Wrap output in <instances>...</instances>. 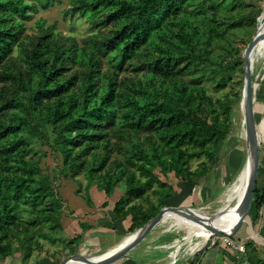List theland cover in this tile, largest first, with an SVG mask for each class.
<instances>
[{
	"label": "trees",
	"instance_id": "16d2710c",
	"mask_svg": "<svg viewBox=\"0 0 264 264\" xmlns=\"http://www.w3.org/2000/svg\"><path fill=\"white\" fill-rule=\"evenodd\" d=\"M51 1L0 0V59L9 45L19 42L23 20L31 16L36 3ZM207 2L73 0L72 15L78 12L97 27L110 23L111 28L91 34L83 46L74 39L60 41L53 26L36 36L24 57L31 88L9 97L0 92L4 106H22L13 123L0 124V257L10 256L15 243L28 256L41 249V239L57 240L52 231L61 229L64 201L40 169L41 148L27 134L6 137L21 130V123L47 116L67 149L71 175L84 167L82 155L110 139V131L122 135L147 131L149 146L132 144L125 158L145 180L140 182L130 170L124 192L113 204L117 217L130 215L128 230L143 225L164 206L163 200L162 205L149 202L146 208L130 203L133 195L142 196L146 186L158 181L153 168L173 171L188 185L208 171L206 161L215 162L216 147L231 130L232 104L227 95L214 97V102L206 85L221 90L232 81L235 69L242 71L233 42L238 32L250 26L249 41L258 22L253 9H237L230 0H210V6ZM143 50L145 57L135 60ZM115 55L116 66L102 70L103 56L113 59ZM126 61L142 70V77L119 79L118 70ZM73 65L80 72L64 76ZM0 77L12 78L8 70L1 71ZM105 153L108 157L110 152ZM194 157L203 158L201 167H190ZM84 169L98 188L112 191L117 176L100 174L91 166ZM90 183L82 194L89 203ZM263 201L264 189L255 187L248 212L255 209L252 217ZM80 225L83 231L87 227ZM81 235L67 241L72 243ZM248 261L264 264V258L250 253Z\"/></svg>",
	"mask_w": 264,
	"mask_h": 264
},
{
	"label": "rangeland",
	"instance_id": "374dc122",
	"mask_svg": "<svg viewBox=\"0 0 264 264\" xmlns=\"http://www.w3.org/2000/svg\"><path fill=\"white\" fill-rule=\"evenodd\" d=\"M229 3L237 9H253V16L258 23L264 16V0H230ZM36 4L35 9L31 11V16L23 20L24 25L19 42L9 45V50L0 59V72L8 70L12 76L9 79H2L0 77V92L5 97L25 94L31 88L29 86L30 77L27 75L24 57L31 48L36 36L41 34L43 28L53 26V32L58 36L60 41L65 42L68 39H74L80 46L86 45L87 39L91 34L96 33L98 30L106 32L111 28L110 23L97 27L95 22L87 15H80L78 12L72 15L70 10L73 6V0H53L47 3L38 2ZM207 4L210 6V0ZM96 22H98V19ZM249 27L244 31L238 32L233 42L240 54L242 71L235 69L233 71L232 81L228 82L221 90L215 91L210 84L206 85L207 92L213 96V101L216 96L221 97L227 95L232 104L231 130L216 147L215 162L210 164L209 161H206L205 164L209 167L208 171L199 176L195 184H187L191 190L186 192V199L179 204H174L173 198L177 197L174 193L180 188L178 182L183 180L182 177L176 175L173 171L163 173L159 167H155L152 170L157 176L158 181L152 182L150 186H146L142 196L133 195L130 203H136L142 208H146L149 202L162 205V201L160 202V200H163L164 205L190 206L210 215H218L224 212L219 210L221 204L219 200L225 190L237 180V176L243 168L248 154V141L244 130V100L241 103V93L244 77V58L242 53L246 44L249 42L248 33L252 30ZM256 27L254 28L256 29ZM144 57L145 52L143 50L134 59L139 61ZM117 59V55L113 59H106L103 56L102 70L110 66H116ZM263 62V57L252 55V80L256 83L253 91V107L255 111H258L260 116H264V76H260L263 72ZM75 70L79 73L80 67L73 65V67L64 71V76H69ZM142 72V70L134 69L126 61L118 70V76L119 79L122 77L136 79L137 77H142ZM21 107V105L18 107L4 106L0 101V124L7 125L11 122L13 123L17 117L16 112ZM207 115L209 116L210 114L207 113ZM33 122L21 123V130L17 133L8 134L6 137L13 138L16 134L20 133L33 137L36 146L41 148L43 152L41 153L39 162L40 169L51 180L53 189L60 195L59 199L65 201L63 205L64 213H69L65 205L69 203V198L65 197V194L69 192V188L71 187L76 186L77 192L79 191L78 193L82 195L87 190L88 183L92 182L89 185L88 192L96 188L107 197L108 201L112 199L111 202L114 203L124 192V181L130 170L135 171V177L140 182L145 180V177L135 170L134 165L126 162L125 158L129 156L128 149L132 144H140L143 147L149 146L150 141L146 137L147 131H129V133H124V135L118 134L116 131H110V139L104 143L101 142L89 153L82 155V158H84V167L75 175H71L68 171V164L65 161L67 149L61 144L60 139L55 136L52 125L47 120V116L43 115L42 119H34ZM104 145L106 147H103ZM258 149L260 169L264 156V136L259 135ZM107 150L110 152L108 157L105 156ZM201 160H203L202 157L191 158L190 167L192 169L201 167ZM101 163L103 165H100ZM87 166L99 170L98 172L100 174L108 172L112 176H117L111 192H105L90 180L91 178L84 169ZM255 187L257 186L255 185ZM170 192L172 193L170 194ZM166 195L169 196L166 198ZM108 201L105 204H108ZM251 210V213H247L241 218L238 227L237 225L232 226L231 224L223 228L224 232L222 230H211L208 237H204L201 233H194L191 230L190 223L187 224L185 221L177 222L175 216L166 217L144 239L135 245L132 250L165 249L169 251L167 264L170 262L173 264L178 257L185 256L189 252H197L204 246L211 245V242L214 240V245L222 246L224 251L232 252L239 264H248V253L252 256L264 258V201L254 217L252 215L255 213V209L253 208ZM38 228L40 229L41 227ZM137 229L138 227L127 230L123 233L120 240L116 242L117 244H112L110 247L102 242L99 243L97 239H92V241L85 240L77 246L80 242L79 240L72 243L65 241L67 239L65 234H63V238L57 237L59 230L55 229L52 231V235L56 236L58 238L57 240L52 242L41 239V249L32 250L28 256H25V252L20 250L15 243L13 253L7 257H0V264H36L37 259L39 260L41 257H43L42 264H56L62 257L75 252L87 255L111 250L123 242L126 235L133 234ZM68 230L69 227H67V232ZM254 231L255 234L253 235ZM225 237L232 240L235 246L226 245L224 241ZM163 239L166 241H163ZM196 244L201 246L198 249L192 250ZM239 244L243 245V249L236 247ZM130 252L128 251L111 264H116ZM173 253L176 255L171 256Z\"/></svg>",
	"mask_w": 264,
	"mask_h": 264
},
{
	"label": "crops",
	"instance_id": "0c3cea01",
	"mask_svg": "<svg viewBox=\"0 0 264 264\" xmlns=\"http://www.w3.org/2000/svg\"><path fill=\"white\" fill-rule=\"evenodd\" d=\"M254 55L264 58V38L259 41L253 53ZM260 76H264V62L263 72ZM255 87L256 83L254 82ZM255 120L259 135L264 136V116H260L258 111H255ZM178 183L180 188L174 193L177 196L173 198L174 204L184 201L186 199V192L191 190L186 181L180 180ZM256 186L259 189H264V156L257 173ZM88 193L91 198L90 203L84 199L83 195L77 192L76 186L69 188V192L65 194V197L69 198V203L65 204L69 213L63 212L61 214V229L57 237L63 238V234H65L67 237L65 241H67L81 233L80 242L77 246L85 240L92 241V239H97L99 243L102 242L110 247L112 244L118 242L123 233L128 230L131 223L130 215L117 217L113 211L114 203L111 202L112 199L108 201L107 197L96 188L91 191L89 190ZM106 201L109 203L105 204ZM81 223L87 226L84 231L80 225ZM67 227H69L68 232ZM163 241L166 240L163 239ZM200 246L196 244L192 250L198 249ZM132 249L129 250L131 252L127 256L123 257L116 264H167L168 262L169 251L165 249H140L134 251ZM75 250L77 249L75 248ZM175 255V253L171 254V256ZM42 259L43 257L39 258V264L43 263ZM169 264H172V262ZM173 264H239V262L234 258L232 252L224 251L222 246L208 244L197 252H189L185 256L178 257Z\"/></svg>",
	"mask_w": 264,
	"mask_h": 264
},
{
	"label": "bare ground",
	"instance_id": "6f19581e",
	"mask_svg": "<svg viewBox=\"0 0 264 264\" xmlns=\"http://www.w3.org/2000/svg\"><path fill=\"white\" fill-rule=\"evenodd\" d=\"M258 27H259L258 31L264 30V17L261 20ZM262 38L264 37L263 36L260 37V39H258L257 43L253 47L250 54L251 58L259 41ZM254 116H255V111H254ZM244 126H245V103H244ZM256 130H257V125H256ZM257 138L259 141L258 130H257ZM252 166H253V158L249 151V145H248V154L245 160V164L241 169L240 173L238 174L237 180L234 182L232 186L228 187L225 190L224 194L221 196L219 200L221 202L219 210L224 211L223 213L218 215L216 214L210 215L200 209L190 206H183L188 208L176 209V210L169 209L165 212L164 218L169 216H175L177 222L185 221L187 224L190 223L191 230L194 233H201V235H203L204 237H208L211 230H222L224 232L223 229L224 227H227L231 224L232 226L233 225L236 226L238 221L241 220V218L248 213L244 211L243 199L245 196V191L247 189V186L250 182ZM137 231L138 229L133 234L126 235L123 242H121L118 246H116L111 250H107L99 253L87 254L86 256L90 260L89 262L82 260L80 259V257L74 255L66 262V264H97L98 261L104 259L112 252H114L116 249L120 248L125 243H127L137 233ZM254 234L255 231L253 232V235Z\"/></svg>",
	"mask_w": 264,
	"mask_h": 264
},
{
	"label": "water",
	"instance_id": "95a60500",
	"mask_svg": "<svg viewBox=\"0 0 264 264\" xmlns=\"http://www.w3.org/2000/svg\"><path fill=\"white\" fill-rule=\"evenodd\" d=\"M258 26L256 27L254 33L251 36V39L246 44L244 50H243V58H244V64H243V71H244V77H243V86H242V93H241V103L244 100L245 103V134L246 139L248 141L249 145V151L253 158V166H252V172L250 177V182L247 186V189L245 191L244 201H243V208L245 212H249L250 205L254 199V188L256 185V178L257 173L259 171V141L257 138V130H256V121L254 116V107H253V91H254V82L252 80V71H251V63L252 58L250 56L251 51L255 44L257 43L258 39L260 37H264V30L258 31ZM188 207H182V206H171V205H164L159 209V211L150 217L143 225L138 227L137 233L123 246L116 249L114 252H112L110 255L105 257L104 259L98 261L97 264H111L123 255H125L129 250H131L135 245H137L142 239L146 237V235L159 223L164 219L165 212L169 209L176 210V209H186ZM240 224V220L237 223V227ZM78 256L80 259L85 260L89 262V258L85 254H81L78 252H75L73 254L66 255L62 257L58 263L56 264H66V262L72 258L73 256Z\"/></svg>",
	"mask_w": 264,
	"mask_h": 264
},
{
	"label": "built area",
	"instance_id": "2783aa9c",
	"mask_svg": "<svg viewBox=\"0 0 264 264\" xmlns=\"http://www.w3.org/2000/svg\"><path fill=\"white\" fill-rule=\"evenodd\" d=\"M224 241H225V244H226V245L235 246L234 242H232V240H230V239L227 238V237L224 238ZM211 243L214 244L215 241L213 240ZM236 247H237L238 249H243V245H242V244L236 245Z\"/></svg>",
	"mask_w": 264,
	"mask_h": 264
}]
</instances>
